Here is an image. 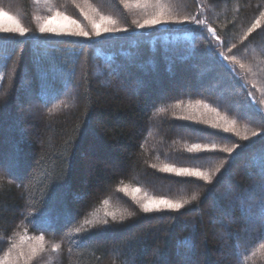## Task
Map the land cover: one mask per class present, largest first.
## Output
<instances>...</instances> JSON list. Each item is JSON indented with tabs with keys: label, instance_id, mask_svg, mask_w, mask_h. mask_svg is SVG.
Listing matches in <instances>:
<instances>
[{
	"label": "trees",
	"instance_id": "16d2710c",
	"mask_svg": "<svg viewBox=\"0 0 264 264\" xmlns=\"http://www.w3.org/2000/svg\"><path fill=\"white\" fill-rule=\"evenodd\" d=\"M136 2L75 0L129 28L85 39L39 31L58 10L91 32L72 0H0L29 29L0 32V264H264V0H161L205 24L152 29L133 21L155 0ZM26 95L29 124L15 116L30 109ZM197 101L249 139L201 122L218 121ZM196 143L239 147L188 152ZM165 165L215 175L208 183ZM145 196L191 202L145 213ZM98 219L107 224L88 223Z\"/></svg>",
	"mask_w": 264,
	"mask_h": 264
},
{
	"label": "snow or ice",
	"instance_id": "6c2138e0",
	"mask_svg": "<svg viewBox=\"0 0 264 264\" xmlns=\"http://www.w3.org/2000/svg\"><path fill=\"white\" fill-rule=\"evenodd\" d=\"M74 5L80 10V15L84 17L85 20H87L91 26V32L86 30V28L78 22V20L74 19L72 16L67 15L64 12L61 11H55L53 12L52 16L45 17L43 21L39 25V31L41 33L46 32H55L56 35H66V36H72V37H83L85 39H92L93 37H100L102 33H116V32H124L127 33L129 31V28L127 26H121L117 19H115L111 15H104L102 14L97 8L90 4H86V7L88 11H85V8L80 7L79 4L75 3V0H72ZM150 6L149 0H143V2H140V0H137L135 4H132L131 7L135 8H148ZM125 7H129L127 3H125ZM155 7L156 11L150 15H146L143 20H134L133 24L135 25L136 29H152L155 28L158 25H169V24H175V25H183V24H198L203 26L205 24L204 20H198L195 17L192 16H184L180 17L174 14L171 7L169 5H166L164 3H161V0H155ZM90 13H93L94 15H90ZM0 16L7 17L11 22L13 27H8L4 25H0V32H14L18 33L20 36H24L29 29L24 27L19 19L18 16L12 14L11 12L5 11L3 8H0ZM261 17L264 18V13L261 14ZM54 18H59L63 21H66L69 27L65 29L60 30H54L49 27H47V24ZM260 24V21L257 20L252 24V26L247 30V32L244 34L245 38L249 33L254 31ZM209 33H212L213 36H215L214 30L209 27L207 29ZM235 47V45H233ZM231 50V49H230ZM225 59H231V61L235 64H239V67L244 70L251 72L250 68H247L245 64L240 63L235 56L228 58L225 57ZM256 84L253 82V87H255ZM261 103H264V101H261ZM196 106H202L204 109H206L209 112H212L215 114L216 121L218 122H211L208 120H203L201 122L204 123H210V126L213 128L220 127L224 132H233L235 135L241 137L244 140L249 139V133L247 129L242 133L240 130H238L235 125L236 121L229 120L228 117L221 115L219 112L216 111L215 108H210L208 104H202L201 101L196 102ZM67 107V105H65ZM179 107V105H177ZM261 120V126L264 128V116L260 118ZM260 133L257 131H251V136H258ZM239 145L233 144L232 147H219L216 144H192L190 147L187 148L188 152L198 153V152H212L216 151L217 149L222 152L232 153ZM161 171L164 172H172L175 173L176 176H183V177H196L198 179H201L205 182L210 183L211 182V176L215 175V173L210 174L208 171H202L200 169L196 168H178V167H172L169 165H165L163 168H161ZM216 172H219L220 169L217 168L215 170ZM121 191H127V189H120ZM135 192H139V189H134ZM135 198V197H134ZM197 199L196 195L191 196V201H194ZM144 201L140 204V207L143 212L148 213L152 211H160L161 207L163 206L166 209L172 210V211H178L179 209L183 208L185 205L189 204L191 201L188 199H184L182 201H171L167 199H157L154 197H144ZM105 204L108 202L105 201ZM125 215H131V213H127L126 211L120 213V219H124ZM105 216H111L114 220L116 219V213H110L105 212ZM89 224L98 223V224H107L106 219H98L95 221H89ZM81 229H76V232H80ZM44 237L40 236L37 238V246L33 247L31 249V254L34 256L37 252V249L39 251L44 250ZM13 248L16 247V245L12 246ZM61 247L60 244H52L51 248L52 251H57ZM261 248H264V244L261 245ZM23 253L21 252L17 259H20L23 257ZM11 257L6 256L3 264H9ZM27 259H31V256H29Z\"/></svg>",
	"mask_w": 264,
	"mask_h": 264
},
{
	"label": "rangeland",
	"instance_id": "374dc122",
	"mask_svg": "<svg viewBox=\"0 0 264 264\" xmlns=\"http://www.w3.org/2000/svg\"><path fill=\"white\" fill-rule=\"evenodd\" d=\"M0 25H4V26H8V27H13L12 22L4 16H0ZM47 27L54 29V30H60V29H65L67 27H69V25L67 24L66 21H54V22H49L47 24ZM55 34V32H52ZM23 100H25L26 104H28V106L30 107V109H24V108H20L19 105H17L16 107V118L19 120H23L25 123L28 122H34L36 120L35 118V114L34 111H32V109L35 108V103L33 101V99L29 96L26 95ZM29 126V125H28Z\"/></svg>",
	"mask_w": 264,
	"mask_h": 264
}]
</instances>
